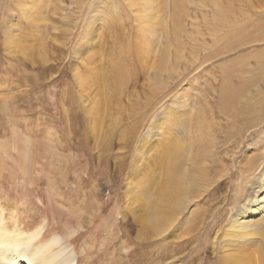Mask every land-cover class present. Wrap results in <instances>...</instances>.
Instances as JSON below:
<instances>
[{"label":"rangeland","instance_id":"rangeland-1","mask_svg":"<svg viewBox=\"0 0 264 264\" xmlns=\"http://www.w3.org/2000/svg\"><path fill=\"white\" fill-rule=\"evenodd\" d=\"M148 3L0 0V264H221L262 242L225 227L264 166V0ZM164 140L206 171L166 223L162 154L145 179Z\"/></svg>","mask_w":264,"mask_h":264},{"label":"bare ground","instance_id":"bare-ground-1","mask_svg":"<svg viewBox=\"0 0 264 264\" xmlns=\"http://www.w3.org/2000/svg\"><path fill=\"white\" fill-rule=\"evenodd\" d=\"M150 3H151V0H149L148 4H150ZM155 3H156V1H155ZM118 81H119V78H117L116 75L114 74L113 83L115 86L117 83L119 84ZM94 125H95V123H94ZM171 125H173L171 122H169L167 124L168 127H171ZM177 126H178V124H177ZM168 137H169V135H168ZM193 144H196V142ZM164 145H165L164 151H162V152H157V150L154 151V156L152 157V164L153 165L151 164L148 166V169H147L148 173H147V175L145 173V179H146L147 184H151L154 182V166L160 164L159 155L162 154V157L166 162L164 164V169L162 171V183L159 185L157 183L155 185V187H156V192H157L158 197H161L160 199H161L162 203H160V202L159 203L162 204L163 206H161L160 209L163 211V217L162 218L165 219L164 221L166 223L167 219L169 220L170 217L173 215L172 209L175 207V206H173V203L177 202V204H180L182 200L179 203L178 199H182L185 196V194L187 193L186 192L187 190L190 191V190L194 189L195 193L192 194V197L199 196V194L197 193L198 192L197 187L195 185L196 184L198 185L199 179H201V175L205 176L206 171L205 170L203 171L201 169L202 165H201V163H199V160L203 157L201 154H195L193 156L192 160H191L192 156L190 157L191 162L189 164L191 166L189 168V167H185V165H184L186 162L182 158L184 156H181L182 152L180 150L179 143L176 144V143H173L169 140L168 141L164 140ZM261 153L263 154L264 151H262ZM259 156H260V159L261 160L263 159V161H264V156L263 155H259ZM255 160H256L255 157L250 159L247 163V168H253V166H255ZM167 161H169V162H167ZM183 161L185 162L184 164H183ZM186 161H188V160H186ZM259 163L261 164V161L256 160V164L258 165ZM259 184H260L259 187L254 192L255 193L254 196L250 199L245 200L242 203V206H240V208L237 210V212L234 214V216L230 220L228 219L229 221H228L225 228H227L228 230L229 229L235 230L236 232L237 231L244 232V230L246 232V230H247V231H250L252 234H254L253 232H256V233L260 232V234L262 233V235H263L262 242L256 246L251 247L250 251H247L248 249L246 248L247 250L241 249V252H240L238 249L236 252H233L232 254L230 253V255H228V254H227V256L225 255L226 256L225 261L223 259L220 260L221 264L223 263V261H224V264H243L242 261H244V260L247 261V262H245V264H254V263H252V260H253V258H255L256 253L258 255L259 254L264 255V166H263V170L261 171V174H260ZM150 204H151V202H150ZM156 209H157V207H156ZM157 210H159V208ZM155 212H157V211H155ZM169 214H170V216H169ZM153 216H154V214H153ZM160 216H159V218H161ZM2 222L3 221H1V223ZM163 223L164 222H162V221L155 222V220H148L147 219L146 224L143 225V227L146 226L147 232L153 233V232H157V230L161 227V225ZM191 226H192V224L190 223L188 228L189 227L191 228ZM2 235H3V225L2 226L0 225V260L3 259V246H5L3 244ZM261 263L264 264V261H261Z\"/></svg>","mask_w":264,"mask_h":264}]
</instances>
